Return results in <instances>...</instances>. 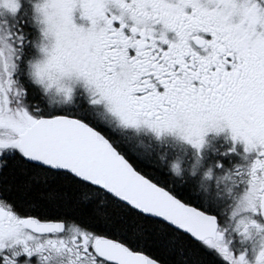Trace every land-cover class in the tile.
Listing matches in <instances>:
<instances>
[{
	"label": "snow or ice",
	"instance_id": "1",
	"mask_svg": "<svg viewBox=\"0 0 264 264\" xmlns=\"http://www.w3.org/2000/svg\"><path fill=\"white\" fill-rule=\"evenodd\" d=\"M0 264H264V0H0Z\"/></svg>",
	"mask_w": 264,
	"mask_h": 264
}]
</instances>
